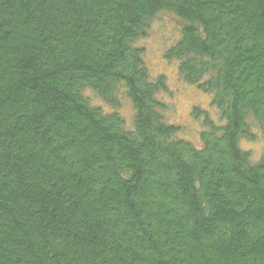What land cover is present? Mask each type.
<instances>
[{
    "label": "trees",
    "instance_id": "trees-1",
    "mask_svg": "<svg viewBox=\"0 0 264 264\" xmlns=\"http://www.w3.org/2000/svg\"><path fill=\"white\" fill-rule=\"evenodd\" d=\"M162 12L164 57L219 113L192 107L197 141L137 44ZM252 125L264 138V0H0V264H264Z\"/></svg>",
    "mask_w": 264,
    "mask_h": 264
},
{
    "label": "rangeland",
    "instance_id": "rangeland-1",
    "mask_svg": "<svg viewBox=\"0 0 264 264\" xmlns=\"http://www.w3.org/2000/svg\"><path fill=\"white\" fill-rule=\"evenodd\" d=\"M179 36V21L170 12H162L156 17L145 37L139 39L137 44L145 48L144 58L152 75L164 74L168 92L162 93V98L170 105L166 119L181 126L182 134L198 140V134L203 127L201 120L194 117L192 107L195 105L208 110L215 121H219L217 109L210 104V95L194 84L185 82L177 71L175 61L164 57L167 46ZM91 104L100 105L105 109L110 108L92 90L84 91ZM127 122H130L132 108L128 101L123 100L119 107ZM254 136L252 139H241V146L251 152L253 159L260 158L264 150V138L255 125H252Z\"/></svg>",
    "mask_w": 264,
    "mask_h": 264
}]
</instances>
